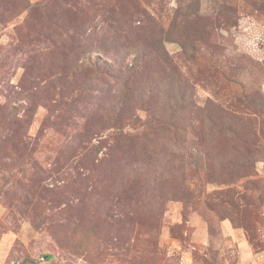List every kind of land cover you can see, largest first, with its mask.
Returning a JSON list of instances; mask_svg holds the SVG:
<instances>
[{"label": "rangeland", "instance_id": "rangeland-1", "mask_svg": "<svg viewBox=\"0 0 264 264\" xmlns=\"http://www.w3.org/2000/svg\"><path fill=\"white\" fill-rule=\"evenodd\" d=\"M0 264H264V0H0Z\"/></svg>", "mask_w": 264, "mask_h": 264}]
</instances>
